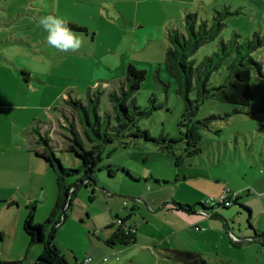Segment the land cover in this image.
Listing matches in <instances>:
<instances>
[{"label": "rangeland", "instance_id": "374dc122", "mask_svg": "<svg viewBox=\"0 0 264 264\" xmlns=\"http://www.w3.org/2000/svg\"><path fill=\"white\" fill-rule=\"evenodd\" d=\"M139 1L146 4L137 6ZM211 1L0 0V90L7 94L10 90L4 84L8 72L23 85L25 72L41 76L46 82L43 105L54 103L58 114L39 126L37 135L65 168L80 167L68 151L74 149L73 140L89 148L77 118L64 105L66 100L83 102L87 93L103 91L102 113L113 116L107 95L126 86V64L145 72L134 98L139 107L151 111L138 127L146 139L119 137L105 145L101 160L95 163L92 187L78 182L81 174L66 178L67 187L75 184L78 189L72 209L55 229L53 249L58 246L62 256L67 250L74 252L76 264H84L86 258L93 260L91 264H180L172 258L171 249L198 253L207 264H264V114L257 121L259 114L250 108L207 98L194 103L197 111L188 117L178 93L179 81L164 65L167 31L181 26L187 13L210 20L217 10L237 11L227 21L223 37L231 38L234 32L240 40L254 33L264 36V17L248 11L264 0ZM48 15L63 19L78 36L82 34L77 51L62 52L47 43L48 33L39 20ZM218 42L203 45L193 60L200 62L212 55ZM253 58L264 74V44ZM107 64L115 66L106 69ZM228 73L222 65L211 75L208 87L226 84ZM253 80L256 92L262 83L255 76ZM197 95L193 89L190 100L195 102ZM59 107L64 108L60 115ZM184 175L193 178L178 182ZM205 182L214 186L213 191L221 190L215 199L209 197V184L202 187ZM234 195L241 197L239 203L250 213L234 204L228 209L213 205L221 197L230 201ZM144 198L160 203L161 208L151 211L143 204ZM171 200L185 205L205 202L206 209L212 208L210 215L217 216L213 220L201 216L202 221L188 227L181 215L168 210L165 204ZM116 216L136 229V242L111 249L102 240L116 228ZM34 223L40 224L36 216Z\"/></svg>", "mask_w": 264, "mask_h": 264}, {"label": "trees", "instance_id": "16d2710c", "mask_svg": "<svg viewBox=\"0 0 264 264\" xmlns=\"http://www.w3.org/2000/svg\"><path fill=\"white\" fill-rule=\"evenodd\" d=\"M257 8L253 6L248 11L257 13L259 19L264 17V2L259 1ZM239 12H229L228 9L215 11L212 13L210 20L197 18L196 15L187 13L183 18V23L179 27H173L167 31V40L169 42L165 55V67L178 79V93L185 101L186 116H194L198 106L193 105L207 98L224 102L234 106L250 108L253 111V103L255 96L257 98L264 97V74L261 65L253 58V53L261 48L264 44V36L254 33L252 38L240 40V35L234 32L231 38L223 37L224 30L227 29L229 19L237 16ZM219 39L217 51L212 55L204 57L200 62L193 60V55L203 45ZM224 65L227 72V83L220 87L209 88L210 77ZM127 84L121 88L119 92H111L107 95V100L113 107V116L108 113L103 114L101 103L106 97L103 91H96L94 94L87 93V98L82 100H66L65 105L68 107L78 120L80 130L89 144V148L85 149L82 142L73 140L74 149L71 154L79 161L78 169H68L62 165V161L56 157L46 141H42L38 136L39 145L43 151L36 153V156L43 160L50 168L54 170L59 188V196L57 202L52 209L49 217L40 224L34 223L35 207L29 208L27 216L23 223V229L29 237L32 245H43L47 249V257H41L42 264H65L62 258L55 255L52 240L55 236V225L64 222L67 211L72 208V201L75 196L78 185L66 186V178L73 177L77 174L82 175V184L92 187L95 185L93 175L96 172L95 163L101 160L102 148L105 145L113 143L119 137L138 138L142 136L146 139V135L139 131V122L141 118L151 114L148 108H141L135 103L134 95L139 91L142 82L145 79V72L137 70L131 64L125 68ZM261 80L262 85L256 92L252 91V86H257L253 77ZM195 89L197 100L191 101L189 93ZM195 106V107H194ZM196 108V110H195ZM227 117L229 115H226ZM212 119H224L220 116H212ZM115 121V125L111 122ZM199 123V121L197 122ZM109 175H113L112 170H108ZM159 184L157 180H155ZM229 197L227 200L229 201ZM237 195L230 200L228 207L220 204H214L229 208L232 204L241 207L250 213V209L242 206L238 201ZM92 200V197H89ZM174 204L176 211L186 213H194L196 207L206 209L204 204L198 203L195 206ZM212 209V208H210ZM208 209V210H210ZM217 215L209 214L208 217ZM219 217V216H218ZM116 228L108 239L104 240V244L113 248L115 246L127 247L136 242V229L125 224L124 220L116 216ZM118 221H121L119 224ZM226 223V222H225ZM54 226L48 235L46 228ZM111 224L109 228H113ZM174 260L180 264H207L206 260L197 253L173 250ZM93 262V261H92Z\"/></svg>", "mask_w": 264, "mask_h": 264}, {"label": "crops", "instance_id": "0c3cea01", "mask_svg": "<svg viewBox=\"0 0 264 264\" xmlns=\"http://www.w3.org/2000/svg\"><path fill=\"white\" fill-rule=\"evenodd\" d=\"M144 4L146 3L139 1L137 6ZM114 66L115 64L104 68L112 69ZM8 76L9 80L4 83L10 86L8 94L0 90V264H42L40 258L47 257V249L40 244H30L29 237L23 229V223L32 205L35 207L34 216H36L37 223H40L45 217L48 218L59 196L54 170L36 156V153L43 151L42 146L37 142V128L54 120L58 111L54 103L43 105V98L46 95L43 86L46 82L42 80L41 76L25 72V85L18 80L15 74L8 72ZM252 105L253 112L259 114V116H255V119L260 121V115L264 114V97H255V102ZM63 109L59 107V115ZM68 151L71 152V150ZM178 177H181V174ZM190 178L193 177L184 175L177 181L185 182ZM206 183L212 190L206 186ZM202 187H207V190L212 192L209 197L213 199L221 191L217 188L213 191L214 186L208 182H205ZM237 197L239 196L237 195ZM144 201L146 202L143 204L151 211H158L161 208H159L161 204L153 200L147 201L144 198ZM42 203L44 205L38 207ZM173 203L185 204L171 200L165 205L168 210H174L178 215H181L184 218L183 224L188 227H191L196 221H202L201 216H208L211 213V209H202L198 206L194 213L176 211ZM198 203L205 205V202H195L190 206H195ZM209 218L213 220L214 217L209 216ZM60 223L55 225L56 230ZM48 230L47 227L46 235L50 233ZM112 232L113 230L106 232L102 242L108 239ZM55 237L52 240V245H55ZM255 237L253 236V238ZM247 238L251 240V238ZM58 248V246L54 248L55 255L62 258L65 264H69V260H72L73 264L77 263V255L74 252L67 250L68 253L62 256Z\"/></svg>", "mask_w": 264, "mask_h": 264}, {"label": "clouds", "instance_id": "9594fccd", "mask_svg": "<svg viewBox=\"0 0 264 264\" xmlns=\"http://www.w3.org/2000/svg\"><path fill=\"white\" fill-rule=\"evenodd\" d=\"M39 24L48 33L47 43L62 52H75L81 47L80 34L73 32L63 19L53 15L41 17Z\"/></svg>", "mask_w": 264, "mask_h": 264}, {"label": "built area", "instance_id": "2783aa9c", "mask_svg": "<svg viewBox=\"0 0 264 264\" xmlns=\"http://www.w3.org/2000/svg\"><path fill=\"white\" fill-rule=\"evenodd\" d=\"M227 194H229V192ZM235 196L236 195H234V197ZM216 203L220 204L221 206H224V207H228L230 205V201L227 200V197H221L219 200L216 201ZM118 223L120 224L121 221H118ZM84 263L85 264H91L92 263V259L86 258Z\"/></svg>", "mask_w": 264, "mask_h": 264}, {"label": "flooded vegetation", "instance_id": "af4514ba", "mask_svg": "<svg viewBox=\"0 0 264 264\" xmlns=\"http://www.w3.org/2000/svg\"><path fill=\"white\" fill-rule=\"evenodd\" d=\"M214 204H216V202H215ZM214 204H213V205H214ZM214 206H216L217 208H219V206H217V205H214ZM223 207H224V206H223ZM221 208H222V207H221ZM219 209H220V208H219ZM52 228H53V226H52V225H49V226H48V229H49L48 231H50Z\"/></svg>", "mask_w": 264, "mask_h": 264}]
</instances>
